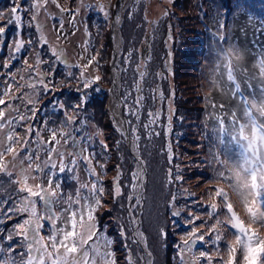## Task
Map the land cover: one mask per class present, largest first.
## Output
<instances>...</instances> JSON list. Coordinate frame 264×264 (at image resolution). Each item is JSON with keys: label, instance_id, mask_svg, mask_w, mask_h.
Returning <instances> with one entry per match:
<instances>
[{"label": "rangeland", "instance_id": "obj_1", "mask_svg": "<svg viewBox=\"0 0 264 264\" xmlns=\"http://www.w3.org/2000/svg\"><path fill=\"white\" fill-rule=\"evenodd\" d=\"M32 2L33 0H0V13H3L0 15V27L6 29L5 34L0 36V95H3V89L8 84H12L9 96H19L17 87L24 84L28 78V73H22L27 67L24 60H27L28 64H35L33 58L25 55L40 50L38 40L40 33L35 26L24 27L18 36L15 25L7 23L13 15L10 11L12 7L30 9ZM57 2L61 7L69 9V12L60 14L56 5L49 2L46 10L41 9L37 17L39 23L44 25L42 32L48 41V45L43 46L46 54L42 55L43 60L48 64L42 66V71L48 73L50 87L52 86L56 91L54 90V93L39 92L34 96L31 105H28L24 99L11 101L13 108L17 111L24 105L25 109H23L29 112L27 115L29 119L20 122L14 129L17 137L21 140V137L25 136L26 129L31 126L40 131L41 137L47 141L50 133L43 130L45 121L48 128L63 127L65 132H68L70 128L74 129L72 135L85 149L83 155L91 157V166L95 168L105 189L101 197L102 206L97 209L95 216L99 230L113 241L111 250L114 252L116 264H129V255L132 264H143L142 250L134 237V226L138 216V230L144 237V243L150 255L149 258V255L144 254L147 263L181 264L182 242L187 239V233L195 227L207 236L210 228L214 227L222 240L218 245H213L211 241L206 240L203 246H194L192 252L197 257L201 252L205 253V257L201 258L198 264H222V261L228 260V246L234 250L232 255L236 256L235 264H257L254 258L246 259L243 251L237 246L240 242L237 243L234 230L228 225L250 226L256 234L257 243L254 249H264V206L261 205L258 190L252 187L247 190L241 188L242 185L248 187L245 180L249 176L242 178L237 186L231 184L235 171L226 174L221 159L228 160L222 155V151L227 150L225 139H233L227 134L222 135L215 125L214 127L208 124L207 118L210 111L207 110L209 100L207 95L209 92L205 93L203 90L198 75L204 71L202 62L211 63L216 58L218 50L222 48L223 40L219 37L224 36L228 40L229 23L235 12L243 11L248 14L247 17L253 22L255 29L264 34V0H111V3L106 5V10L109 12L107 18L100 11L97 0H57ZM77 8L79 12L75 21L70 23L72 20L70 13ZM17 15H21L22 22L27 25L31 23L33 12L28 10L18 12ZM117 16L120 17L119 22L116 20ZM61 20L63 21L62 30ZM114 24L118 29V36L114 30ZM17 39H22L25 44L31 39L33 43L25 55L24 51L20 53L21 58L15 62L12 59V49ZM57 43L64 49L67 62L71 65L86 64L91 56H97L98 65L94 62L87 72L89 76H100V80L89 88L97 92L95 102L101 109L103 122L108 125L109 119L115 127V132H119L116 137L123 144L125 143L127 150L121 146L124 156L123 158L118 156V160L122 161L125 167H130L131 159L129 160L128 154L129 156L132 154L128 149L127 140L120 135V131H117V128L121 126V120L116 117L117 114L119 115L120 106L116 101L115 111L109 106V99L112 97L110 62L116 49L118 56L115 64L120 74L118 86L121 102L128 94V105L122 103V114L125 120L130 121V124H125L126 129L129 130V137H131V127L139 124L138 134L149 135L151 132L150 138L159 146L154 154L147 153L152 155L150 158L146 156L147 160L144 158L145 153L143 147L141 149V142L139 144L138 141V146L135 148L146 167L144 195L139 204L135 199H128L132 191L130 185L134 181L132 178L130 180L124 178L126 177L125 169V172L121 173L119 184L120 187L126 185L129 188L123 200L127 206L125 205V209L117 210L118 208L114 205V188L108 180L114 176L116 168L110 162L113 161V157L109 147L104 149L99 143L100 140H103L105 144L108 143L106 140L108 131L105 128L102 130V126L91 121L89 115L90 112L93 113L90 109L91 105L83 104L80 107L85 92L82 82L78 79L79 69L68 68L64 63L57 62L47 51L48 46H55ZM86 43L87 52H85ZM129 53H131L130 59H128ZM107 59H109L108 63H106ZM6 62H10V68L3 67ZM137 65L140 66V71L147 73L145 79L140 82L143 91L139 93L135 91V83L139 80ZM69 72L72 75H69ZM12 73L16 74L14 79ZM21 76L24 77L23 80ZM64 87L67 93L72 94L74 100L67 101L60 93H57L61 90L65 91ZM21 89L23 93L29 92L27 88ZM140 95H143L145 99L140 109L139 121H137L136 117L128 114V106L132 105L136 97ZM4 98L6 100L8 96ZM42 101H46V104L41 106ZM57 102L63 104L64 109H60ZM4 107L6 106L0 105V108ZM33 108L35 114L31 111ZM16 112L10 115L16 117ZM150 112L158 113V116L150 129H145L143 125L148 123ZM65 113L76 118L68 127H64L61 123L65 121ZM234 114L233 121L239 123L243 115H238L237 111ZM98 129L101 135H96ZM88 137L91 138L90 141ZM27 138L31 142V147L36 149L35 133L27 135ZM17 145L20 144H15L14 147L16 148ZM61 150L72 152L71 142L61 147ZM24 152V150L20 151V156L27 155ZM42 152L39 154L40 160ZM6 158L7 161L12 159L11 155H5ZM46 158L47 156L42 160ZM56 159L59 163V158ZM71 159L70 156L64 157L66 164L72 168L70 172L73 176L65 171L64 173H68V176L63 179L58 169L53 170L52 173V187L55 188V185L59 183L58 191L65 198L69 194L74 196L81 184L90 185L94 179L89 176L87 161L78 159L77 165L72 166ZM100 164L105 165L103 170L99 167ZM133 165L132 172L135 171V160ZM128 174L131 176L130 171ZM231 174H233L232 179ZM33 175L36 174L33 173ZM222 176L226 177L222 178ZM15 179L17 176L14 179L7 176L5 182L0 180V189L6 192L5 195L0 193L4 197L0 203V247L6 250L0 253V261L11 257L15 264H22L27 259V255L21 238L14 236L12 240L7 239V236L13 232L14 225L22 223L23 219L27 218V213L12 215L9 212V209L18 205L19 200L25 195V193L17 192L19 185L12 183ZM72 180L76 182L72 183ZM249 181L253 183L251 176ZM29 183H42L48 187V177L30 180ZM252 189L253 192L255 191L254 196L251 194ZM84 194L86 195L87 192L85 191ZM218 195H223V199L217 197ZM148 196L150 202H147L145 209V198ZM116 200L121 203L120 197ZM210 205L217 209L218 215L209 216ZM181 206L190 211L193 220L190 223L186 217V222L182 221L175 226L178 219L172 214ZM65 207L67 205L63 200L54 205L58 215ZM37 210L38 212L43 210L39 200H37ZM138 211H140L139 214ZM152 213L154 217L151 216ZM167 216H170L172 220H169ZM148 217L152 220L147 221ZM195 217L200 219L196 220ZM257 219L262 223L257 222ZM60 222L57 221V224L59 225ZM121 230L124 232L123 238ZM40 235L45 239L50 235V225L47 222H44ZM189 255L185 251L184 259L187 260Z\"/></svg>", "mask_w": 264, "mask_h": 264}, {"label": "snow or ice", "instance_id": "obj_2", "mask_svg": "<svg viewBox=\"0 0 264 264\" xmlns=\"http://www.w3.org/2000/svg\"><path fill=\"white\" fill-rule=\"evenodd\" d=\"M51 2L56 5L59 9L60 14L69 12V9L61 7L57 0H33L30 4V9H20L18 6L12 7L10 9L12 18L7 22L9 25H15L16 33L22 32L24 27L35 26L37 32L40 33L38 40L40 44V50L35 54V64H28L27 60H24V64L27 65L23 69L24 72L28 73V78L24 84L18 85L17 91L21 88L29 89L27 93H21L19 96H9L12 89V84H8L6 88L3 89V95H0V105H6L4 108H0V173L11 178L13 176V171L19 169L16 173L17 179L13 180L12 183L19 185L17 188L18 193H25L19 200L18 205L9 209L10 214L19 215L20 213H27V218L23 219L22 223L14 225L13 232L7 236L8 240H12L14 236L21 238L24 246L26 247L27 259L22 262V264H116L114 252L111 250V245L113 243L112 239L108 238L104 232H101L98 227V221L95 213L99 207L102 206L101 197L104 194V187L99 176L95 172V168L91 166V157L83 155L85 149L80 146L78 141L72 135L74 129L68 132L57 128H48L47 121H45V128L50 135L47 141L41 137V133L38 130L33 129L29 126L26 129L27 135L35 133V143L37 145L36 149L31 147V142L25 138L21 142L20 138L17 137L14 129L19 125L20 121H25L28 119L25 115H19L14 117L10 113L16 112L17 110L13 108L11 103L12 100L24 99L28 105L33 104L34 96L39 92L47 93L51 91L50 81L48 80V73L42 71V66L48 64L47 61L43 60L42 55L46 54L44 52L45 45H48L46 37L43 35L42 29L44 25L40 24L37 17L41 9L46 10V5ZM97 5L101 12H103L105 18L109 16V12L106 10L107 6L100 4L97 0ZM83 6V4L81 5ZM31 10L33 15L31 17V23L25 25L22 22L21 15H17L18 12H24ZM79 12L77 8L74 12H71L72 20L70 23L75 21L76 15ZM3 15V13H0ZM117 22H119L120 17H116ZM61 30L63 29V21H60ZM6 32L4 27H0V36H3ZM59 39V36H58ZM219 39L224 40L225 37L221 36ZM33 41L29 39L27 44L22 39H17L15 41L14 48L12 49V59L19 60L20 53L26 51L28 47H31ZM47 51L52 54V57L57 62L64 63L68 68L77 67L79 69L78 79L82 82V87L84 89L89 88L100 80V76H89L87 69L97 61V56H91L86 64L83 65H71L67 62V57L64 53V49L57 45L48 46ZM88 51L87 43L85 45V52ZM131 53H129L128 59H130ZM4 68H10V62H6L3 65ZM139 65H137L136 71L138 72L139 80L135 83V91L142 92L140 87V82L143 81L147 75L146 71H140ZM20 71V70H18ZM72 75L71 72L68 73ZM15 73H12L13 79L15 78ZM23 80L24 77L21 76ZM229 79H232L231 71L229 70ZM235 92H239V85H236ZM127 95L125 96L122 103L128 105ZM5 96H8V100H5ZM161 98H163L161 94ZM87 97H82L81 105L83 106L86 102ZM145 97L143 95L137 96L133 101L132 105L128 106V114L130 116L136 117L139 121L140 109L143 107V101ZM242 102L246 104L245 98ZM60 109H64L63 104L57 102ZM33 114H35V109H31ZM250 115V114H249ZM158 113H149V121L145 123L143 127L145 129H150L151 125L156 122V117ZM220 119V117H217ZM75 116H68L65 113V121H62L64 127H68L75 121ZM235 123V121H234ZM253 136L252 139L248 141L247 148L245 149L244 161L240 165L242 171L252 178L253 189L258 190L259 199L261 205L264 206V124H257L253 120ZM121 126L117 128V131L121 132V135L126 139H129V130L124 129L122 125L130 124V121L124 120L120 122ZM139 124L135 127H131V137L129 142L133 145L135 149L138 146V141L140 136L138 134ZM244 125H240L241 131ZM102 133L97 130L96 135H101ZM149 135H152L149 132ZM89 141L90 137L87 138ZM63 142V143H62ZM69 142L72 144L73 151L66 152L62 151L61 147L66 146ZM102 148L107 149V144L103 140L99 141ZM119 143V142H118ZM15 144H20L21 149L24 150L27 155L23 158L20 157V150L14 147ZM46 152L47 158L44 160L39 159L40 152ZM5 155H11L12 159L6 161ZM94 155V154H93ZM65 156L72 157L71 165L75 166L79 160H84L88 162V173L89 176L94 177L91 184H81L76 190L75 195L69 194L66 198L61 196L58 191L60 184L57 183L55 188L52 187L53 181V170L58 169L59 173H64L65 171H72L65 160ZM59 158V163L56 158ZM27 164V167H25ZM99 167L103 170L104 164H100ZM47 169V171H46ZM35 173L36 175H33ZM259 174V175H258ZM143 175L142 165L138 161V169L132 173V179L134 183L130 185L132 191L128 196L129 200L135 199L137 204L140 203V192L141 188V178ZM48 177V187H45L42 183L40 184H30V180H35L37 178ZM121 172L119 166H117V176L114 178V199H118L121 195L122 189L119 184ZM222 178H225L222 176ZM87 192L85 195L84 192ZM226 195V194H224ZM223 199V195H218ZM37 200L42 203L43 210L38 212L37 210ZM67 205L63 208L60 215L55 211L54 205L59 201ZM83 201V203H81ZM211 211L209 216L218 215L217 209L210 205ZM180 212H174L173 217L180 216ZM134 220V218H132ZM199 220V217H195ZM188 220L191 223L193 217L188 216ZM57 221H61L58 225ZM44 222L50 225V235L45 239V237L40 235L41 229L44 226ZM232 230H234V235H238L240 238V250L245 251L247 258L255 259L257 264H264V249H254L252 248V239L249 237V230L244 227L237 226L236 224L228 225ZM106 231V229H105ZM139 236V232H137ZM214 236V239H213ZM121 237H124V232L121 230ZM211 241L213 245H218L222 240V237L218 234L214 227H211L207 236L201 233L197 228L193 227L191 231L187 233V239L183 240V249L181 254V264H198L201 258L205 257V253L201 252L200 256L197 257L192 249L196 245L203 246V243ZM247 242V243H246ZM6 250L0 247V253ZM188 252L190 255L187 260L184 259V252ZM228 260L222 261V264H235L236 256L232 255V249L228 246ZM209 261L211 258H208ZM0 264H15V261L8 257L7 259L0 261ZM129 264H132L131 256L129 255Z\"/></svg>", "mask_w": 264, "mask_h": 264}, {"label": "trees", "instance_id": "obj_3", "mask_svg": "<svg viewBox=\"0 0 264 264\" xmlns=\"http://www.w3.org/2000/svg\"><path fill=\"white\" fill-rule=\"evenodd\" d=\"M247 15L248 14H246L243 11H237V12H235L232 15L231 22L229 23L230 35H229L228 40H226V39L223 40L222 48H223V46L225 44H229V43L235 41V42L241 44L242 46H244L249 51L250 57L255 58L259 54H264V34H262L261 32H259L258 30L255 29V27L253 26V22L251 21V19H249L247 17ZM29 48L30 47H28L26 49V51L23 52L24 55L27 53V50H29ZM36 52H33V54L30 53L29 55H25V56H27L28 58H33L34 59L33 61H35ZM20 58H21V54H20ZM13 61L17 62V60H13ZM108 61H109V59H107L106 63H108ZM23 72L24 71H22V73ZM60 84H61V82L58 83L59 86H60ZM51 89L52 90L50 92L54 93L56 91L52 86H51ZM63 89H65L66 92L61 90V92H57V93H60L67 101L69 99L70 100H74V97H72V94L71 93H67L68 91H67V89L65 87ZM83 91L85 92L83 97H85V96L87 97L86 102H84V105L87 106L86 104H89V105L92 106V107H90V109H92L93 113L90 112V114H89L90 118H91V121H93L94 123H98L100 126H102L103 127V128H101L102 130H104V128H105L108 131V134H107L108 139H106L107 142H108L107 146L109 147V149L111 151L110 154L113 157V161H110V162L116 168V173H113L114 176H111L110 179L108 180V182L111 183L112 186H113L114 178L117 176V166H119V169H120L121 173L123 171L125 172V169H126V177H124V178L126 180H130V178H132V173H133L132 169H133V166H134L133 164H134V160L135 159L133 158V156H129V154H128L129 160L131 159L130 167H125L122 164V161L118 160V156L120 158H123V156H124L123 153L121 152V146L124 149H126L125 143L123 144L122 141L116 137L117 133H119V132H115L116 131L115 127H113V125L111 124L109 119L107 120V124L108 125H106L103 122V120H102L103 114L101 112V109H99L98 104H96V102H95V95H97V92L93 88H87V89H84ZM257 91H258V89H255L254 86L245 85L242 89L239 86V92L237 93V92H235V90H233L232 97L228 98V99L222 98L218 94L209 92L208 95H207V99H209L208 100V105H207V110L210 111L209 112V116L207 118L208 124L211 125V126L215 125L217 129L219 128V125L221 123H223V122L231 123L232 125L238 124V123H234L233 120H234V117H235L234 113L236 111H237L238 115H243L242 114L243 112L240 111V102H242V99L245 98L247 95H254V94H256ZM17 92H18V95H20L22 93V89H20V91H17ZM7 100L8 99H6V101ZM43 104H46V101H42L40 103L41 106ZM2 106H6V105H2ZM20 108H21V110H18L15 113L16 116H18V114L19 115H25V116H27L29 114L28 111L24 110L25 109L24 105L19 107V109ZM100 113H101V116H99ZM217 117H220V119H218ZM241 117L243 118V116H241ZM28 119H29V117H28ZM96 119H97V122H96ZM20 122H22V121H20ZM25 138H27L26 133H25V136L23 138L21 137V142H23V140ZM140 142L142 144L141 149L143 147V151L145 153V157L144 158L146 160H147V157L150 158L152 156V155H148L147 153L149 152L151 154H154L156 148L159 147L157 144H154V141L147 134H143V133L141 134L140 140H139V144H140ZM225 143H226L227 150L224 149L222 151L223 158L226 157L228 159V161H239L241 159V157L244 155L243 148L241 146L235 144V142L233 140H230V138H226L225 139ZM34 145H35V143H34ZM16 149L22 151L21 145H17ZM24 153L27 154L26 152H24ZM43 154H44V152H42V158L47 156L46 153L44 155ZM141 154L143 155L142 150H141ZM106 156H107V154H106ZM20 157L23 158L22 156H20ZM42 158H41V160H42ZM5 160L7 161V158ZM160 162L162 163L161 159H160ZM110 164H109V166H110ZM25 167H27V165H25ZM17 171H18V169L13 170V176L11 177V179L16 178ZM128 171H130L131 176L128 174ZM68 173L71 176H73L72 172L68 171ZM68 173H62V178L66 179L67 176H68ZM234 174H235V176H233L234 177L233 179H232V175L233 174L230 175L231 179H232V183L231 184L233 186H237L239 181L242 178L244 179L245 175H242L241 172H239V171H235ZM224 177H226V176H224ZM227 177H229V176H227ZM6 178H7L6 175L0 173V180L5 182ZM249 180H250V176H249V178H246V180H245L246 181L245 183H247L248 187H244L243 185L241 186V188L243 190H247V189L251 188L252 184H251V182ZM73 182L75 183L76 181L72 180V183ZM172 185L175 186L176 184H172ZM125 186L126 185H121V187H122V192H121V195H120L121 203H118L117 200L114 199V205L118 208L117 210L125 209L126 206H127L126 204H124L123 200H124L125 196H127V192H128L129 188H127V186L126 187ZM151 187L154 189L153 186H151ZM1 188H3V187H1ZM188 191H189V189H188ZM251 191L253 192V189ZM149 192H150V190H149ZM252 192H251V194H252V196H254L255 191L253 193ZM0 193L3 194V195L6 194L4 189H0ZM17 199H18V197H17ZM3 200H4V197H2L0 195V203ZM147 202H150V197L149 196L147 198H145V203H146V205L144 207L145 209H146V206H147ZM132 206H133V203H132ZM150 208L152 210V206H150ZM131 209H132V207H131ZM114 211H115V209H114ZM174 211H176V212L178 211V212L181 213V215L177 217L178 222H176L175 226H177L178 223H181L182 221H185L186 217L191 215L190 211L187 210L186 207H182V206L180 208L174 210ZM151 216L154 217L153 213L151 214ZM144 218L146 219V216H144ZM167 218L169 220H172V218L170 216H167ZM147 219H148L147 221H151L152 220L151 217H148ZM256 221L257 222H261L258 219ZM60 224H61V222H60ZM242 227L247 228L249 230L248 234H249V237H251V239H252L251 246H252V248H254L255 244L257 243L255 232L250 228V226H244L243 225ZM141 228H142V225H141ZM236 238H237V243H239L240 242L239 236L236 235ZM237 246L240 247V244H238ZM232 253H234V250L232 251ZM243 253L246 256L245 251H243ZM246 259L250 260L249 258H247V256H246Z\"/></svg>", "mask_w": 264, "mask_h": 264}, {"label": "clouds", "instance_id": "obj_4", "mask_svg": "<svg viewBox=\"0 0 264 264\" xmlns=\"http://www.w3.org/2000/svg\"><path fill=\"white\" fill-rule=\"evenodd\" d=\"M99 3L106 6L111 3V0H99ZM202 65L204 71L198 76L205 93L212 92L228 99L232 97V92L236 89L237 84L241 89L245 85L258 89L256 94L245 97L246 104L240 102L243 118L238 124L221 123L218 128L222 135H229L237 145L241 146L245 155L248 141L253 136V120L257 124H264V54L252 58L244 46L233 41L219 49L216 58L211 63L203 61ZM229 70L231 71V80L229 79ZM241 124L244 125L242 131ZM244 155L239 161L221 159L226 174L239 171L242 175L247 176L240 168L244 161Z\"/></svg>", "mask_w": 264, "mask_h": 264}, {"label": "water", "instance_id": "obj_5", "mask_svg": "<svg viewBox=\"0 0 264 264\" xmlns=\"http://www.w3.org/2000/svg\"><path fill=\"white\" fill-rule=\"evenodd\" d=\"M114 30L116 31V35L118 36V29L117 27L115 26L114 24ZM119 39V37H118ZM120 45V43H119ZM118 48H120V46H118ZM117 56L118 54L116 55V49H114V53H113V57H112V61L110 62V68H111V77H112V83H111V91H112V97L109 99V106L111 105L112 102H117L120 106V111H119V115L117 114V118L120 119L121 121H124V117H123V106H122V102H121V99L119 97V81H120V76L118 74V70H117V67H116V61H117ZM111 107V106H110ZM124 129H126V126L124 124L123 126ZM130 139V137H129ZM129 139H126L127 140V144H128V149L129 151L131 152L133 158L135 159V164H136V167H135V171H137L138 169V161H139V164L142 165V168H143V175H142V178H141V188L139 189V192H140V196H141V200L143 198V195H144V185H145V172H146V167L144 165V161L143 159L140 157L139 153L133 148V145L129 142ZM140 211H138V214H139ZM139 217V216H138ZM137 217L136 221H135V226H134V237L136 238L141 250H142V263L143 264H150V262H146L145 261V258H144V254H146L147 256L149 255V252L147 251L146 249V246H145V243H144V237L141 235L140 231L138 230V223H139V218ZM137 232H139V236L137 235ZM150 258V255L148 256Z\"/></svg>", "mask_w": 264, "mask_h": 264}, {"label": "bare ground", "instance_id": "obj_6", "mask_svg": "<svg viewBox=\"0 0 264 264\" xmlns=\"http://www.w3.org/2000/svg\"><path fill=\"white\" fill-rule=\"evenodd\" d=\"M118 74H119V72H118ZM119 76H120V74H119ZM114 104H115V102H112L110 106H111V109H112V110L114 109V111H115ZM116 116H117V115H116ZM116 120L118 121V119H116Z\"/></svg>", "mask_w": 264, "mask_h": 264}]
</instances>
